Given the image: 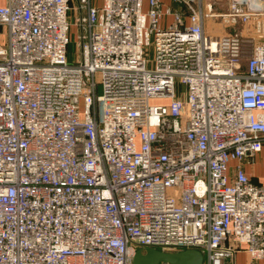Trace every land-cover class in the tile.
Returning <instances> with one entry per match:
<instances>
[{"label": "built area", "instance_id": "obj_1", "mask_svg": "<svg viewBox=\"0 0 264 264\" xmlns=\"http://www.w3.org/2000/svg\"><path fill=\"white\" fill-rule=\"evenodd\" d=\"M0 37V264L264 259V0H6Z\"/></svg>", "mask_w": 264, "mask_h": 264}, {"label": "water", "instance_id": "obj_2", "mask_svg": "<svg viewBox=\"0 0 264 264\" xmlns=\"http://www.w3.org/2000/svg\"><path fill=\"white\" fill-rule=\"evenodd\" d=\"M202 264L203 254L197 248L163 251L153 247H138L132 254L133 264Z\"/></svg>", "mask_w": 264, "mask_h": 264}, {"label": "rangeland", "instance_id": "obj_3", "mask_svg": "<svg viewBox=\"0 0 264 264\" xmlns=\"http://www.w3.org/2000/svg\"><path fill=\"white\" fill-rule=\"evenodd\" d=\"M219 1V0H217ZM224 5L222 4H218L217 7L218 9H224L223 7ZM220 28H218L217 30H219ZM228 29H231V28H227ZM69 37H70V42L68 44V49H67V55H68V59L70 61H72L75 57V52H76V44H75V33H74V28L71 27L70 28V31H69ZM1 38V37H0ZM153 54L151 53V56ZM177 89L178 90H181L182 89V85H179L177 86ZM158 100H155L153 102H157ZM254 176H253V180L255 182H262L264 183V152L260 153L255 161H254Z\"/></svg>", "mask_w": 264, "mask_h": 264}, {"label": "crops", "instance_id": "obj_4", "mask_svg": "<svg viewBox=\"0 0 264 264\" xmlns=\"http://www.w3.org/2000/svg\"><path fill=\"white\" fill-rule=\"evenodd\" d=\"M5 2H6V0H0V5L5 4ZM91 2L93 4H95V5H97V4H99L101 2V0H91ZM163 2L168 4V3H170V0H163ZM258 155L259 154H257V156ZM248 171H250V170H248ZM251 173H253L252 175L254 176V173H255L254 169H253V171H251ZM235 260H236L237 264H243V263L248 262L249 256L247 255L246 252L239 251V252L236 253V259ZM254 264H264V259L257 260V261L254 262Z\"/></svg>", "mask_w": 264, "mask_h": 264}]
</instances>
